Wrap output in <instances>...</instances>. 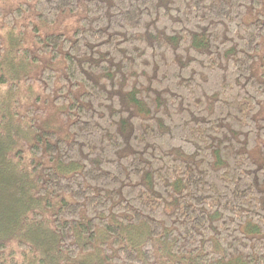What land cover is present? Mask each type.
I'll return each mask as SVG.
<instances>
[{"label":"trees","instance_id":"obj_1","mask_svg":"<svg viewBox=\"0 0 264 264\" xmlns=\"http://www.w3.org/2000/svg\"><path fill=\"white\" fill-rule=\"evenodd\" d=\"M0 264H264V0H0Z\"/></svg>","mask_w":264,"mask_h":264}]
</instances>
